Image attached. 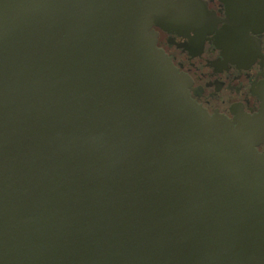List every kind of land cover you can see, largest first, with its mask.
I'll return each instance as SVG.
<instances>
[{"label": "water", "instance_id": "water-1", "mask_svg": "<svg viewBox=\"0 0 264 264\" xmlns=\"http://www.w3.org/2000/svg\"><path fill=\"white\" fill-rule=\"evenodd\" d=\"M182 8L0 0V264H264V89L234 123L191 100L151 31Z\"/></svg>", "mask_w": 264, "mask_h": 264}, {"label": "flooded vegetation", "instance_id": "flooded-vegetation-1", "mask_svg": "<svg viewBox=\"0 0 264 264\" xmlns=\"http://www.w3.org/2000/svg\"><path fill=\"white\" fill-rule=\"evenodd\" d=\"M187 14L166 30L152 27L156 47L189 82L188 93L210 117L230 122L259 113L264 89V8L252 22L225 0H172ZM241 11L235 10L236 14ZM264 154V143L258 148Z\"/></svg>", "mask_w": 264, "mask_h": 264}]
</instances>
